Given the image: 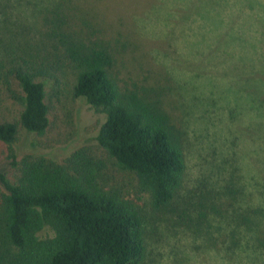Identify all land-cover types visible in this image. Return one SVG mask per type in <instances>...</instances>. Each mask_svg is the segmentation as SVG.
<instances>
[{"label":"trees","instance_id":"1","mask_svg":"<svg viewBox=\"0 0 264 264\" xmlns=\"http://www.w3.org/2000/svg\"><path fill=\"white\" fill-rule=\"evenodd\" d=\"M19 1L22 18L9 13ZM212 1L200 41H185L181 97L191 117L200 105L225 120L227 143L191 179L163 86L121 82L114 43L74 22L66 0H0V264H161L164 229L172 264H264V0H234L231 20V1ZM75 98L104 115L95 144L61 161L16 153L21 130L43 142Z\"/></svg>","mask_w":264,"mask_h":264},{"label":"rangeland","instance_id":"2","mask_svg":"<svg viewBox=\"0 0 264 264\" xmlns=\"http://www.w3.org/2000/svg\"><path fill=\"white\" fill-rule=\"evenodd\" d=\"M230 1L222 12L226 20H231V15L235 19L239 14L237 6L233 4L234 0ZM211 2L213 1L66 0L74 22L78 25H81V20L90 22L104 38L114 43L115 69L121 82L164 87L162 99L165 109L188 132L187 162L191 179L200 174V167L207 165L211 157L207 154L212 155L213 151L217 153L227 143L225 120L219 122L220 119L213 115V122L207 121L204 116L206 114L200 112V105L195 109L196 114L191 117L184 110L185 103L182 104L181 97L182 92H187L186 87H191L187 74L183 72L192 69V65L184 58L185 41H200V29L208 25L202 20L200 13L205 7L210 8L209 16L214 17L216 11L210 5ZM9 13H16L22 18L26 16V5L19 1L14 8L9 7ZM177 83L181 87H177ZM206 109L207 116H212L210 111L213 108ZM103 121L104 115L96 112L81 98L68 99L58 106L54 124L43 138L42 144L38 143L40 139L35 133L21 130L14 148L19 156L33 152L61 161L75 149L95 144V135ZM244 148L242 144L237 145L239 151ZM6 153L5 145L0 143V171L8 167ZM238 161L244 166L247 158ZM143 202L147 203V196ZM174 235V229L160 232L162 240L159 245L155 244L153 255L161 264H172L174 252L171 249H174L172 246L175 245L176 238ZM181 236L184 238L180 243L189 242L184 234Z\"/></svg>","mask_w":264,"mask_h":264}]
</instances>
